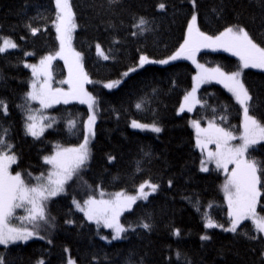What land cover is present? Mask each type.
I'll list each match as a JSON object with an SVG mask.
<instances>
[{
    "label": "trees",
    "instance_id": "16d2710c",
    "mask_svg": "<svg viewBox=\"0 0 264 264\" xmlns=\"http://www.w3.org/2000/svg\"><path fill=\"white\" fill-rule=\"evenodd\" d=\"M70 3L77 25L72 48L81 54L83 70L92 81L86 90L96 102L90 159L65 185L62 195L46 202L47 222L41 221L37 229L43 239L0 246L4 264H66L68 256L75 264H264V240L250 221H244L236 234L205 227L209 218L230 227L222 190L225 177L214 166L207 172L200 170L203 156L191 124L218 119L225 129L239 133V105L226 90L212 84L198 91L200 103L193 112H180L192 87V65L176 59L140 66L141 56L159 61L175 54L187 39L193 14L207 35L215 37L227 27L239 26L264 47V0ZM160 3L165 4L163 11L158 8ZM55 14V0H0V36L18 45L0 54V100L7 105V115L0 112V125L9 130L5 139L14 145L12 153L17 156L11 172L27 179L47 177L52 169L42 159L57 145L73 148L83 142L89 116L88 108L79 103L57 104L44 112L51 127H45L39 139L26 133L29 110L43 112L40 104L27 99L32 69L25 65L39 66L41 59L60 50ZM140 17L150 29L143 35L135 27ZM32 28L39 30L36 35ZM97 44L108 60L97 54ZM197 58L230 73L239 68L237 57L223 50L201 48ZM133 68L136 71H130ZM66 77L64 62L54 59L51 83L56 86ZM242 79L253 97L256 117L264 122V71L247 70ZM114 82L119 83L105 86ZM137 103L142 105L140 110ZM133 120L155 124L161 131L133 129ZM248 155L264 163V143L250 148ZM146 181L158 188L121 214V225L128 230L119 240H112L110 231L87 221L73 207V200L83 202L89 197L110 199L120 192L132 196ZM261 191L264 205V177ZM257 212L264 215V207L258 205ZM145 223L148 229L142 227ZM204 235L210 239L202 240Z\"/></svg>",
    "mask_w": 264,
    "mask_h": 264
},
{
    "label": "snow or ice",
    "instance_id": "6c2138e0",
    "mask_svg": "<svg viewBox=\"0 0 264 264\" xmlns=\"http://www.w3.org/2000/svg\"><path fill=\"white\" fill-rule=\"evenodd\" d=\"M114 2V0H110ZM195 0H193V4ZM55 29L57 39L60 42V50L54 55L45 56L40 60L39 66L25 65L32 69L34 77L39 78L44 75L45 79L37 86L38 79L31 84L32 90L27 93V99L38 101L42 108L46 109L53 104H68L76 100L81 104H87L90 112L94 113L95 99L84 88L87 83H92L86 72L83 70L81 63L82 57L79 52L72 48L73 32L77 25L75 23V13L73 12L70 0H55ZM159 10L165 9V4L158 5ZM144 17H140L135 27L140 28V34L143 35L147 24ZM32 34L36 35L38 29L32 28ZM187 39L180 49L168 59L154 61L146 56H141L140 66L145 63L167 64L170 60L179 58L191 60L199 70L198 75L194 77L195 85L190 93L184 97V104L179 111L185 110L191 112L193 107L200 103L196 98V91L200 84L215 80L222 83L224 87L232 93L236 102L243 111V132L237 137L231 131L217 126L210 121L207 128H201L198 121H193V127L196 129V147L201 149L202 153L206 152V159L201 160L202 172L209 171L207 164L214 163L217 170H223L226 174V181L222 186L225 200L228 206V217L230 227H224L222 224L207 219L205 227L221 228L223 231L236 234L238 227L244 221H250L255 232L264 234V215L257 212V207L261 205V185L264 177V163L251 158L248 155L249 148L264 141V122L259 120L253 109V97L241 80V71L227 73L221 68H205L204 65L196 62L195 55L201 48H211L213 50H223L237 57L240 61L241 69L255 68L264 70V47H261L253 41L249 33L239 26L227 27L219 35L213 37L200 31L197 26V16L191 17V22L187 28ZM136 33H133L135 35ZM0 54L9 49H16L18 45L8 37L0 36ZM97 54L104 60L109 56L103 52L100 45H96ZM32 55V53H28ZM60 58L64 60L68 67V79L60 81L61 84H67L68 90L62 88H52L51 85V62ZM130 71H136L135 68ZM128 73H125L127 75ZM119 82L105 85L106 87L117 86ZM137 109L140 110L142 105L137 103ZM0 112L7 115V105L0 100ZM29 123L26 124V133L35 139H39L45 130V127H51V123L44 125L43 121L48 119L46 116L33 114L29 110L27 117ZM95 115L88 117L87 133L84 141L78 147L61 148L57 145V151L54 155L44 157V163L51 165L52 170L48 172L47 177H36L37 180H46L45 183L36 186L28 185L22 178L21 173L12 174L11 166L17 163V156L12 153V145L5 137L8 135V129L0 125L2 135H0V245L7 247L9 244L17 242H27L33 237L43 239L37 229L40 222H47L46 202L57 195L65 192V185L73 179L75 175L88 163L90 159V137L94 136L93 125ZM226 119V117H222ZM70 126L74 127L75 122L70 121ZM131 127L134 129H150L159 133L161 128L153 125L142 124L135 120L132 121ZM239 139V145H233L231 141ZM209 144H215V151L208 150ZM110 162L111 159L109 158ZM234 165L229 172L228 165ZM145 188H150L151 192H146ZM158 185L150 182L141 184L138 188V195L126 196L123 192L116 193L113 199H94L89 197L84 201L83 206L75 200L77 210L84 213L89 222H94L98 226L103 224L106 228L114 230L113 240L122 238L121 234L127 231L119 223L121 213L130 209L138 199L147 200L151 193H154ZM103 196V193H101ZM22 209L25 215H18L17 210ZM18 221L19 225L13 221ZM27 225H32L30 230ZM142 227L148 229L150 225L143 224ZM134 230V229H133ZM247 235V233H244ZM177 235L179 232L177 231ZM103 238V237H102ZM250 239L257 238L250 236ZM202 240L210 239L204 235ZM0 264H4L3 257H0ZM38 264H44L39 261ZM69 264H72L70 261Z\"/></svg>",
    "mask_w": 264,
    "mask_h": 264
},
{
    "label": "rangeland",
    "instance_id": "374dc122",
    "mask_svg": "<svg viewBox=\"0 0 264 264\" xmlns=\"http://www.w3.org/2000/svg\"><path fill=\"white\" fill-rule=\"evenodd\" d=\"M54 28H55V25H54ZM55 31H56V29H55ZM56 34H57V32H56ZM73 35V34H72ZM0 43H2V41H0ZM10 50H13V49H9L8 51H10ZM199 52V51H198ZM198 52L196 53V55H195V59H196V62L197 63H199V64H202V63H200L199 61H198V58H197V54H198ZM179 59H181V60H184V61H187L189 64H191L192 65V67L194 68V73H193V79H192V87H191V89H190V92L192 91V89H193V87H194V85H195V80H194V77H196L197 75H198V72H199V70L197 69V67H196V65L191 61V60H189V59H184V58H179ZM238 59V58H237ZM62 60V59H61ZM239 60V59H238ZM63 62H64V60H62ZM53 62V61H52ZM52 62H51V68H50V72H52ZM64 64H65V62H64ZM202 65H204V67L205 68H209V69H211V68H217V67H209V66H206L205 64H202ZM65 67H66V73H67V77H66V79H68V67L65 65ZM221 70H223V69H221ZM247 70H255V71H264V70H260V69H255V68H248V69H241L240 68V61H239V68H238V70L237 71H241L242 72V75H241V80H242V82H243V73L245 72V71H247ZM224 71V70H223ZM226 72V71H225ZM236 72V71H235ZM227 73H230V72H227ZM231 73H233V72H231ZM38 79V83H37V86L39 87V84L40 83H42L43 82V80L45 79V77H44V75H40L39 76V78H37V77H34L33 76V74H32V79H31V84H32V82L34 81V80H37ZM65 79V80H66ZM51 82V81H50ZM88 84V83H87ZM87 84H85L84 85V88H85V90H86V86H87ZM212 84H215V85H217V86H220L221 88H223L224 90H226V92L227 93H229L232 97H233V95H232V93H230L225 87H224V85L222 84V83H217L215 80H212V81H210V82H207V83H202V84H200L199 85V87H198V89H197V91H196V98H197V93H198V91L200 90V89H202V87H204V86H207V85H212ZM51 85H52V88L53 89H55V88H62L63 90H65V91H67L68 90V85L67 84H61L60 82H58V84L55 86V85H53V83H51ZM58 85H62V86H58ZM32 90V88H31V86H30V91ZM87 91V90H86ZM189 92V93H190ZM188 95V94H187ZM233 99L235 100V98L233 97ZM236 101V100H235ZM31 102H37L38 104H39V102L38 101H31ZM72 102H76V103H79L78 101H76V100H72L70 103H72ZM237 103V102H236ZM59 104H61V103H59ZM80 105H84L85 107H87L88 108V105L87 104H81V103H79ZM184 104V102L181 104V105H183ZM238 104V103H237ZM57 104H53L51 107H54V106H56ZM239 105V104H238ZM51 107H49V108H51ZM195 107V106H194ZM194 107H193V109H194ZM239 107H240V105H239ZM49 108H46V109H44V108H42L41 107V109H40V112H43V116H45L44 115V112L47 110V109H49ZM240 109H241V107H240ZM88 110H89V108H88ZM33 112V111H32ZM184 112H188V113H191V112H193V110L191 111V112H189V111H187V110H185ZM33 114H37V115H41V114H39V113H37V109L36 110H34V112H33ZM92 114H94L95 115V117H96V113H91L90 112V110H89V116L90 115H92ZM88 116V117H89ZM241 116H242V124H243V111H242V109H241ZM220 118V117H219ZM87 121H88V119H87ZM95 121H96V119H95ZM210 121H212V122H214L217 126H219V127H223L224 128V126H222V124H220V123H218V119H216V120H210ZM210 121H208V123H205V124H200V127L201 128H207L208 127V124H209V122ZM29 123V122H28ZM43 123H44V125H47L48 124V122L46 121V120H44L43 121ZM95 124V123H94ZM132 128V127H131ZM93 129H94V125H93ZM134 129V128H133ZM191 129L193 130V132H194V139H195V143H196V129L193 127V123L191 124ZM242 132H243V127H241V130H240V132L239 133H233L235 136H237V137H239L241 134H242ZM44 133V132H43ZM85 135H88V133H87V124H86V128H85V132H84V136ZM31 136V135H30ZM32 137V136H31ZM84 141V140H83ZM92 141H93V137H90V143H89V145H88V147L90 148V145H91V143H92ZM83 143V142H82ZM231 143L233 144V145H239L240 143H241V141L239 140V139H236V140H233V141H231ZM260 143H264V141H262V142H260ZM259 144V143H258ZM257 145V144H256ZM255 145H253L252 147H254ZM78 147V146H77ZM252 147H250V148H252ZM62 148V147H61ZM74 148V147H73ZM215 148H216V146H215V144H209L208 145V150H211V151H215ZM249 148V149H250ZM197 149H199V148H197ZM57 151V148H55V150L53 151V153H51L50 155H48V156H51V155H54L55 154V152ZM199 151H200V153H201V155L203 156V159H206V152H204V153H202V151H201V149H199ZM42 162L44 163V158L42 159ZM45 164V163H44ZM14 165V164H13ZM12 165V166H13ZM45 165H47L48 167H50L51 168V165H48V164H45ZM11 166V167H12ZM211 166H214L215 167V164L214 163H210V164H207V167L208 168H210ZM234 167V165H228V168H229V172L232 170V168ZM216 168V167H215ZM52 169V168H51ZM10 171H11V169H10ZM219 171V170H218ZM222 173H223V175H224V177H225V181H226V174L223 172V170H220ZM12 174H14V173H12ZM36 177H40V176H35V177H30L29 179H27V178H23L24 180H25V182L28 184V185H30V186H36L37 184H40V183H45L46 182V180H44V179H42V180H37L36 179ZM225 183V182H224ZM143 184V183H142ZM141 185V184H140ZM139 185V186H140ZM139 186L135 189V193L133 194V195H138L139 193H138V188H139ZM145 191L146 192H151V189L150 188H145ZM63 194V193H62ZM62 194H60V195H62ZM152 194V193H151ZM150 194V195H151ZM223 194H224V192H223ZM132 195V196H133ZM57 196H59V195H57ZM115 196V195H114ZM114 196H112V197H110V199H113L114 198ZM56 197V196H55ZM225 197V196H224ZM104 200H109V199H104ZM140 200H143V199H138L136 202H138V201H140ZM76 201V200H75ZM86 201V200H85ZM78 202V201H77ZM135 202V203H136ZM73 203V202H72ZM80 204H81V206H83V204H84V201L83 202H79ZM134 203V204H135ZM134 204H132L131 205V208H132V206L134 205ZM73 207H74V209L76 210V211H78L79 213H81L83 216H84V213L83 212H81V211H79V210H77V208H76V206H75V204L73 203ZM130 208V209H131ZM258 208V207H257ZM130 209H126V210H124L122 213H126V212H128ZM121 213V214H122ZM17 214L18 215H25V213H24V211L22 210V209H18L17 210ZM85 217V216H84ZM120 217H121V215L119 216V223L121 224V222H120ZM86 218V217H85ZM87 220V219H86ZM88 221V220H87ZM13 223L14 224H17V225H19V222L18 221H13ZM91 223H93V224H95L94 222H91ZM97 225V224H96ZM28 226V228L31 230L32 229V225H27ZM100 227H103V228H105L106 230H108V231H110V233H111V235L113 236L114 235V230L112 229V228H106V227H104L103 226V224L101 223V225H99ZM123 234V233H122ZM122 234H121V236H122ZM262 235V237H263V240H264V234H261ZM34 238V237H33ZM113 240V239H112ZM114 241H116V240H114ZM21 242H23V241H21ZM0 246H3V245H0ZM72 262V264H75L74 263V261H72L71 260V258L68 256L67 257V261H66V264H69V262Z\"/></svg>",
    "mask_w": 264,
    "mask_h": 264
}]
</instances>
